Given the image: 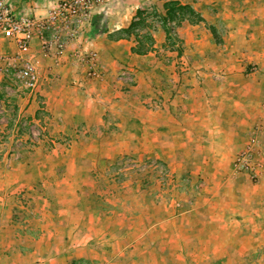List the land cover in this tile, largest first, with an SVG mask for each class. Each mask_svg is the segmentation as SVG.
<instances>
[{"label":"rangeland","instance_id":"1","mask_svg":"<svg viewBox=\"0 0 264 264\" xmlns=\"http://www.w3.org/2000/svg\"><path fill=\"white\" fill-rule=\"evenodd\" d=\"M146 3L135 28L130 32L123 30L117 36L128 38L133 33L137 44L132 49L136 53L140 50L144 53L153 44L154 36L149 33L152 28L160 29L167 38L163 50L144 60L145 63L123 52L117 59L112 78L117 91L134 89L139 67L144 76H153L156 81L151 94L149 87L142 90L140 102L134 101L135 92L129 93L131 105L125 100L117 101L118 105L133 107L131 116L122 114L110 97L103 104L82 99V94L78 96L86 83H92L91 88L96 82L99 85L109 71L106 59L95 48L91 49L100 56L103 77H88L86 67L72 56L81 45L75 41L78 46L68 50L74 43L71 42L65 53L70 51L74 64L84 69V74L78 71V78L61 80L58 67L48 68L44 64L46 57L55 56L58 63L62 55L54 47L45 52L41 51L40 43L35 44L34 48L40 50L41 81L33 91L18 81L13 67L12 72L2 70L0 61V219L11 220L10 233L15 235L18 247L37 252L40 260L31 264H44L50 257L58 258L56 264H264V251L257 259L255 252H250L253 247L247 258L241 259L247 253L242 254L233 244L228 248L230 259H210L213 253L210 249L219 245L197 244L194 236L200 232L191 208L196 194L208 181L197 179L191 164L177 162L173 154L178 149L165 153L166 149L155 143L154 147L133 149L115 147L116 143L101 145L128 141L131 134L139 139L149 136L150 133L140 131L144 120L149 121L144 112L162 103L158 81L167 83L168 89L173 83L163 78L164 70L168 77L179 82L185 79L181 92L192 86L191 77L202 80L207 74L225 75L217 65L225 58L226 51H215V45L234 44L233 20H206L191 4L180 0H168L161 5L162 11ZM234 22L246 24L248 20ZM196 24L200 27H192ZM189 28L197 34L187 37ZM16 51L15 45L5 40L0 55H13ZM106 56H112L110 49ZM251 66L258 70L257 65ZM50 73L55 77L49 81L46 76L50 78ZM262 88L264 95V85ZM149 96L153 97V106L147 102ZM119 99L121 96H117ZM98 110L103 128L87 132L90 121L87 116L89 112L97 114ZM122 121L132 133L117 130L115 123ZM156 134L160 139L158 131ZM85 143L89 145L85 147ZM249 146L256 165L255 178L237 164L239 154ZM230 171L232 178L264 184V115L252 124ZM3 214L6 216L1 217ZM180 227L183 228L179 231ZM205 231L211 232V237L219 234V229ZM83 236L86 242H81ZM186 237L192 240L187 242ZM253 246L255 249L256 245Z\"/></svg>","mask_w":264,"mask_h":264},{"label":"crops","instance_id":"2","mask_svg":"<svg viewBox=\"0 0 264 264\" xmlns=\"http://www.w3.org/2000/svg\"><path fill=\"white\" fill-rule=\"evenodd\" d=\"M33 1L35 2L27 1L26 3L24 1L22 4L33 5L32 8L29 7L30 10L40 13L42 12L40 8L52 4L54 0ZM167 1L110 0L105 7L94 13L91 39L83 41L82 45L100 51L107 61L109 71L105 73L102 81H99V85L96 82L91 88L92 83H86V88L80 89L78 96L82 94V99L95 100L103 104L110 97L112 102L116 101L113 105L121 109L122 114L126 112L131 116V113H134L133 107L118 105L117 101L128 102L132 97L129 93L135 92L134 101L140 102L139 99L143 98L142 90H147L149 87L151 94L155 89L156 81L153 76L148 74L144 76L139 64H135L139 69L136 70L138 78L134 89L117 91L112 79L115 75L117 59L123 52L131 58H138L137 62L145 63L151 56L163 50V42L167 37L160 29H150L149 33L154 36L153 44L144 53H136L132 49L137 44L132 37L133 33L128 38L117 35L127 30L131 23L137 20L146 2L154 4L155 8L162 11L161 5ZM180 1L191 4L206 20L211 18L233 20L234 28L231 36L235 39L234 44L215 45V51L220 49L222 52L226 51L225 58L217 65L221 73L225 75L207 74L202 77V80L191 77L189 80L192 86L187 88L186 92H181V84L185 79L179 82V79L168 77L164 70L163 78L173 80V83L168 89L167 83L163 84L162 80L158 81V85L161 84L159 92L163 94L162 103L144 112L149 121L144 120V126L140 131L144 134L150 133L149 136H141L139 139L135 137V134H131V139L128 141L115 140L105 144L101 142L103 143L101 145L116 143L115 147L133 149L154 147L153 143H155L156 146L165 148V153L173 148L178 149L173 154L177 162L191 164L196 171L195 177L208 181L207 185L196 194L194 205L191 208V213L195 214L194 220H198L195 226H199L197 230L200 234L194 236L198 240L197 244L219 245V247L214 246L210 249L213 252L210 254V259H230L232 254L228 248H231L233 244L237 245L236 249L242 254L247 253L241 256L242 259L248 256L249 249L256 245V248L250 249V252L254 251L256 258L259 259L264 251V184L248 182L242 178H232L230 169L236 153L245 145L247 133L252 124L263 119L264 115V95L262 93L264 85V0ZM249 4L254 8L248 7ZM163 13L165 14V11ZM237 19H246L248 23L237 25L234 22ZM182 26L183 23L180 29ZM192 27L200 26L196 24ZM240 28L242 29L239 30ZM204 31L208 33L207 30ZM194 34L197 32H193L190 28L185 33L187 37H192ZM4 42L5 40H0V51ZM77 42L70 44L68 50L71 51L74 45L77 47ZM37 43L39 42L35 41L33 45ZM108 49L111 50V57L106 56ZM70 51L60 56L58 63L54 60L55 56L45 58L46 67H58V76H61V80H65L66 77L76 79L78 71L84 72V69H78V66L74 64L75 61L69 55ZM251 65H257L258 70L254 71ZM50 74V78L46 76L49 81L55 77L53 73ZM80 78L83 79V76L80 75ZM117 96H121V99L117 100ZM148 98L147 102L153 106V97ZM128 104L131 105L130 102ZM125 109H130V111ZM97 112V114L89 112L87 118L90 121L87 124V132L103 128L101 127L103 122L99 119V110ZM115 124L118 126V131L132 133L131 128H125L124 121ZM157 131L160 139L155 137ZM96 142V145H99L98 141ZM88 145L85 143V147ZM167 156L171 155L167 154ZM3 216L6 215L3 214L1 217ZM9 227H13L11 220L0 219V264H31L38 260L37 252L18 247L17 239L10 233ZM182 228L180 227L179 231ZM207 228L219 229V234L211 237V232L205 231ZM85 239L83 236L81 242H86ZM185 240L189 242L192 238L186 237ZM222 245H224L222 252H219ZM217 250L218 252H214ZM210 251L208 250V253ZM57 262L58 258L50 257L44 264H56Z\"/></svg>","mask_w":264,"mask_h":264},{"label":"built area","instance_id":"3","mask_svg":"<svg viewBox=\"0 0 264 264\" xmlns=\"http://www.w3.org/2000/svg\"><path fill=\"white\" fill-rule=\"evenodd\" d=\"M33 0H0V40H8L16 47L13 55H0L1 69L10 71L21 84L33 91L41 81L38 71L39 52L35 41L41 44V51L52 48L63 55L71 42L81 45L73 52L74 58L86 67L88 77H103V67L98 52L87 48L83 41L91 39L93 15L105 7L110 0H54L52 4L40 8L42 12H32L23 2ZM37 3V2H36ZM30 7V8H29ZM128 74V73H127ZM253 152L249 146L239 154L237 164L257 177Z\"/></svg>","mask_w":264,"mask_h":264},{"label":"trees","instance_id":"4","mask_svg":"<svg viewBox=\"0 0 264 264\" xmlns=\"http://www.w3.org/2000/svg\"><path fill=\"white\" fill-rule=\"evenodd\" d=\"M142 13V11H140L139 12V15ZM138 23H137V21H133L132 23H131V25H130V27L127 29V31L128 32H130V31H132L134 28H135V26L137 25ZM142 50H140V52H141ZM139 52V53H140Z\"/></svg>","mask_w":264,"mask_h":264}]
</instances>
